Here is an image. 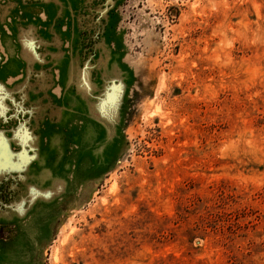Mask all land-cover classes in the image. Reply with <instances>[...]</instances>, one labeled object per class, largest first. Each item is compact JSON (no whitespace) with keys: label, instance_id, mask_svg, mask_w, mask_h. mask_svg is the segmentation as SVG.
<instances>
[{"label":"rangeland","instance_id":"rangeland-1","mask_svg":"<svg viewBox=\"0 0 264 264\" xmlns=\"http://www.w3.org/2000/svg\"><path fill=\"white\" fill-rule=\"evenodd\" d=\"M59 2L81 36L65 85L116 139L28 226L0 223L12 264H264V0ZM6 98L0 84L2 112ZM18 141L0 138V203L23 181L22 212L52 190L28 180L37 156Z\"/></svg>","mask_w":264,"mask_h":264},{"label":"crops","instance_id":"crops-1","mask_svg":"<svg viewBox=\"0 0 264 264\" xmlns=\"http://www.w3.org/2000/svg\"><path fill=\"white\" fill-rule=\"evenodd\" d=\"M59 1L49 9H17V0H0V84L8 94L4 112L0 110V138L12 147L26 135L37 157L25 174L42 190H52L51 195L26 200L20 212L17 202L25 188L22 181L20 195L0 203V223L28 226L36 209L57 201L69 189L70 178L78 175L79 161L91 163L89 159L100 157L102 163L107 162L116 139L113 120L99 113H80L78 103L71 99L72 95L79 98L77 87L65 85L72 60L83 66L78 53L70 50L81 36L76 25L56 22L63 12ZM95 69L91 75L96 82ZM16 252L10 243L0 242V264L5 259L12 264L10 258Z\"/></svg>","mask_w":264,"mask_h":264}]
</instances>
